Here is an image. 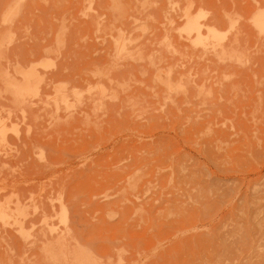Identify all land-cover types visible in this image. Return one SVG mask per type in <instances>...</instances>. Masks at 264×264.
I'll use <instances>...</instances> for the list:
<instances>
[{"label":"rangeland","instance_id":"374dc122","mask_svg":"<svg viewBox=\"0 0 264 264\" xmlns=\"http://www.w3.org/2000/svg\"><path fill=\"white\" fill-rule=\"evenodd\" d=\"M263 15L0 0V264H264Z\"/></svg>","mask_w":264,"mask_h":264},{"label":"bare ground","instance_id":"6f19581e","mask_svg":"<svg viewBox=\"0 0 264 264\" xmlns=\"http://www.w3.org/2000/svg\"><path fill=\"white\" fill-rule=\"evenodd\" d=\"M185 14V13H184ZM186 20H187V18H186ZM196 24V23H195ZM256 26L258 27V28H260V29H264V15L262 16V17H260L259 18V20L256 22ZM197 28H198V26H197ZM197 28L195 27V25L193 24V22H191L189 19H188V21H187V30H188V33L190 32L191 33V31L192 32H196V30H197ZM187 33V34H188ZM200 33L201 32H199L198 30H197V32H196V34H197V36L198 35H200ZM24 89H26L27 90V88H24ZM20 90V89H19ZM26 90H24V91H26ZM23 91V90H22ZM23 91V92H24ZM15 215V214H14ZM3 217V216H2ZM1 220L3 219V218H0ZM4 220V219H3ZM63 253V252H62ZM71 259V258H70ZM77 264H91L90 263V260L87 258V257H85V258H82V259H80L79 261H78V263Z\"/></svg>","mask_w":264,"mask_h":264}]
</instances>
